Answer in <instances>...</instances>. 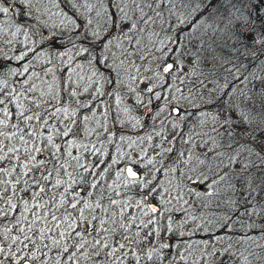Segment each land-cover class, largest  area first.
Listing matches in <instances>:
<instances>
[{
	"label": "trees",
	"instance_id": "1",
	"mask_svg": "<svg viewBox=\"0 0 264 264\" xmlns=\"http://www.w3.org/2000/svg\"><path fill=\"white\" fill-rule=\"evenodd\" d=\"M14 1L11 3L15 7L19 2ZM53 1L56 5L62 4V9L78 7L75 0ZM110 1L114 0H107ZM173 2L152 0L144 20L153 23V30L147 32L150 36H157L156 43L159 41V44L154 45L162 48L165 61H173L175 67L189 58L201 63V66L192 67L196 68L194 73H187L191 76L183 74L186 79L177 81L178 87H183L184 96L192 94L186 86L196 81L190 80L192 76L198 80L202 78V83L208 84L228 80L234 73L237 75V93L244 89L240 85L242 81H249L250 85L255 83L257 90L264 91V0H180V10L185 15L176 25L171 24L174 16L168 11ZM21 13L11 22L15 29L20 28L28 36L32 35L37 50L35 56L31 54L27 58H23L27 49L20 48L19 44H11L0 52V264H21L23 260L38 264H264V210L261 213L255 211V203L264 201L259 194L264 192V148L260 147L264 139L258 131L262 126L257 123L258 120L264 123L262 93L256 94V91L245 88L241 95H237V120L230 123L233 132L227 133V128L220 124L216 131L214 128L210 130L214 138L209 132L207 138L194 144L198 146L210 140L212 144H219L217 151L220 152L224 147H230L232 152L237 145V159L233 160L231 171L224 170L228 176L219 180L223 186L221 190L237 196V209L220 202L198 210L191 200L185 199L181 210L174 211L171 216L165 213L160 218L158 213L151 214L150 209L147 215L143 211L147 202H153L161 209V197L156 194L161 191L160 181L154 182L157 184L153 187L155 190L151 189L155 191L153 198L151 191L140 187L145 177L141 170H138V180H128L123 167L133 161L127 156L113 164L112 159L110 162L104 160L97 151L85 154L84 163L73 164L69 157L72 147L64 144L70 143V137L79 138L78 133L73 129V121L64 123L61 120L63 113H54L60 109V103L64 108H73L65 106L68 98L57 96L51 99L48 96L44 100L37 89L26 98L25 89L23 92L18 89L25 85L21 80L29 77V73L21 75V83H18L16 74L20 75L19 69L46 59L45 54L55 51V47L50 49L51 44L59 36L58 31H45L33 17L24 11ZM159 39L172 40V43L167 48ZM143 47L155 50L147 43ZM94 48H97L98 59L102 49L99 46ZM149 51L143 48V53ZM38 52L39 59H35ZM47 66L55 70L53 62ZM104 77L108 82L114 79L110 73ZM55 80L59 81V75ZM196 82L194 88L199 86ZM197 92L200 99L197 107L190 101L194 112L195 108L207 105L217 116L225 112L224 94L222 100L209 102L203 93ZM228 93H234V87ZM169 94L175 93L170 91ZM69 100L73 101V98ZM75 119L77 123L82 122L77 116ZM184 125L186 130H205L204 125L195 121ZM156 127L152 125L147 131H155ZM173 131L163 135L169 138L168 144L178 138ZM184 132V129L180 130V135ZM183 150L186 153L187 148ZM180 161L177 157L166 164V170L173 173L168 184H174L179 194H186V184L179 186V178L175 175L179 172L177 162ZM200 166L205 173V168L202 164ZM85 171L93 175L87 178ZM112 175L131 184L127 185L128 198L127 195L120 200L105 197L104 189L107 188L104 186L113 180L108 177ZM198 175L201 173H193L191 179L196 180ZM90 179L93 187L89 185ZM201 180L203 184L210 183ZM253 197L260 200L254 203ZM202 211L211 217L212 224L208 227L215 226L214 235H206L204 231L208 227L205 228L199 216H194H201ZM173 216L181 220L185 218V221L174 226ZM187 227L201 233L190 234ZM200 237L205 238L206 246L196 242ZM213 244L215 250L210 248ZM139 247L148 254L143 261L135 260L134 251Z\"/></svg>",
	"mask_w": 264,
	"mask_h": 264
},
{
	"label": "rangeland",
	"instance_id": "2",
	"mask_svg": "<svg viewBox=\"0 0 264 264\" xmlns=\"http://www.w3.org/2000/svg\"><path fill=\"white\" fill-rule=\"evenodd\" d=\"M13 1L0 0V52L11 44H19L20 48L27 49L23 58H27L31 54L34 55L36 52L37 49L31 40L32 35L28 36L20 28L15 29L11 22L12 18L17 19L22 15L21 11L33 17L45 31H58L59 33L60 37L58 36L57 40H51L53 45L51 44L50 49L55 47V51H51L50 54L48 52L44 55L47 57L46 59L35 61L30 67L23 65L19 69L20 75L17 76V73L16 78L19 81L22 79L21 75L29 73L27 80H21L25 85L18 88L22 92V89H25L24 97L26 98H30L36 89L39 90L40 96L44 100L48 96L51 99L57 96L68 98L65 100V106L73 108H64L60 103L58 105L60 109H56L54 113L56 115L63 113L61 120L64 123L73 121V129H76L75 131L78 133L79 138L76 139L72 135L73 137L69 138L70 143L64 144L68 148L72 147L74 153L68 155L73 164L84 163L87 154L97 151L104 160L110 162L112 159L113 164L118 159H125L126 156L127 159L133 160L138 168L136 169L141 170L145 176L140 187L151 191L150 195L153 198L155 191H152L156 189L153 187L157 185L154 182L160 181L161 183V191H156V194L161 197V209L157 208L153 211L147 205L150 202H147L146 209L148 210L143 209L144 214L147 215L158 213L162 218L165 213H168L171 216L174 211L181 210L185 199L191 200L192 205L198 210L206 209L214 200L213 198H221L228 204H237V200H235L237 196L221 190L223 186L219 182L222 178L221 171L223 169L231 171V164L233 160L237 159V145L236 148H233L232 153L227 155L222 148L221 152L217 151L220 148L219 144H212L210 140H205L198 146L194 144L207 138L210 130L214 128L216 131L218 126H221L220 124L227 128V133H232L230 123L237 120V95H241L247 88L256 91V94L262 93L263 96L264 91L258 89V92L255 83L250 85L249 81H242L240 85L244 89L241 88V91L237 93V75L234 73L233 77L228 80L211 81L208 84L202 83V78L198 80L199 78L192 76L193 79L190 80L196 79L199 86L194 88L197 82L194 81V84L190 82L186 86L192 94L184 96L181 92L183 87L179 88L177 81H184L186 78L183 74L194 73L196 68L192 69V67L201 66V63L195 60L192 62V59L189 58L185 62L177 63L176 67L174 64L168 76L162 75L161 66L166 62L164 54L161 47L156 48L154 45L159 44V41L156 43L157 36H150L147 32L153 30V23L149 19L144 20L147 16L146 12L151 9L152 0H141L142 3L140 0L131 2L129 0H114L112 2L75 0L78 2V7H68V9H62V4L56 5L53 0H15L14 2H19L21 7L18 4H15V7L12 6L11 2ZM106 3H109V6ZM180 7V0H174L168 7V11L174 16L172 25L181 22L185 15V12H181ZM91 34H93L92 37ZM159 40L162 41L160 44L167 48L172 43V40L168 41V39ZM145 43L155 47V50L143 47ZM96 46L102 49L98 59L97 48H94ZM143 48L145 51L150 50L151 52L143 53ZM39 56L38 52L35 59ZM50 62H53L55 70L47 66ZM15 69L17 71L16 65ZM106 73L114 76L113 81H107L104 77ZM57 75H59L58 82L55 80ZM186 76L191 75L187 74ZM178 77L180 78L177 79ZM233 87L234 93L229 94L228 90ZM161 88H164V91L160 92ZM197 90L203 93L209 102L214 99L222 100L224 94L227 107L225 112L217 116L208 109L209 105L195 108L197 110L194 112L193 106L197 107L200 103ZM170 91L175 94H169ZM193 91L197 93L195 94ZM64 92L65 94H63ZM196 96L197 98H195ZM71 97L73 101L69 100ZM190 101L194 102L193 106ZM201 101L204 105L205 100ZM171 103L173 104L171 105ZM173 107L178 109L177 115L172 114ZM188 111H191V114H188ZM75 116L81 118L82 122L77 123L76 119L74 121ZM156 118L158 119L156 120ZM193 121L204 125L205 130H186L184 124L191 125ZM257 123L262 126L258 131L260 137L264 139V123L260 120ZM152 125H157L156 132L153 129L147 131ZM183 129L185 132L182 136L184 135L183 139L186 140V143L193 141L187 146L186 153L179 147V144H172V141L168 144L169 138L163 136L169 135L173 130L175 136L180 135V130ZM210 133V137L214 138L213 132ZM173 139L170 138V140ZM73 142L76 143L73 144ZM166 144L167 148H165ZM260 147L264 148V142H261ZM83 155L85 156L83 157ZM177 157L181 161L177 162L179 172L175 175L179 178V186L186 184V194H179L174 184H168L173 173L166 170V164L169 163V160H174ZM201 164L207 174L204 173ZM84 173L87 178L93 175L87 171ZM193 173H201V175H198L196 180H192ZM108 177L113 180L105 183L108 184V186H104L107 188L104 189L105 197L120 200V198L125 199L127 195L128 198L127 185L131 184L122 182L115 175ZM201 179L210 183L208 182L209 184L205 186ZM90 181L89 185L93 187V180L90 179ZM253 185L251 184V186ZM199 186H202L201 189H198ZM259 194L264 198L263 191H260ZM254 199V203L260 200L259 198ZM263 203L264 201L255 203V211L261 213L264 210ZM194 216H199L206 229L212 221L211 217L205 216L203 211L201 216ZM173 220L174 226H177L185 221V218L181 220L175 216ZM211 249L215 250L214 244L211 245Z\"/></svg>",
	"mask_w": 264,
	"mask_h": 264
},
{
	"label": "bare ground",
	"instance_id": "3",
	"mask_svg": "<svg viewBox=\"0 0 264 264\" xmlns=\"http://www.w3.org/2000/svg\"><path fill=\"white\" fill-rule=\"evenodd\" d=\"M64 9V8H63ZM65 9H67V8H65ZM114 77V76H113ZM83 133H85L84 131H83ZM184 136V135H183ZM183 136L182 135H178V138L177 139H175V141L174 142H172V144H179V147H181V149H185V148H187V146L189 145V144H192L193 143V141L191 142V141H189L188 143H186V140H184L183 139ZM184 141H185V144H184ZM224 149V151H225V153H227V154H231L232 152H231V148L229 147V148H227V147H224L223 148ZM42 157H43V155H41ZM133 161V160H132ZM263 162V161H262ZM261 162V163H262ZM259 163V162H258ZM127 166H131L132 167V170L135 172V173H137L138 174V177L137 178H135V179H129L127 176H126V173H125V168L127 167ZM137 168V166L133 163V162H129V163H127V164H125L124 165V167H123V173H124V176L128 179V180H138L139 178H140V173H139V171L136 169ZM221 174H222V177L223 178H225L226 176H228L225 172H224V169L221 171ZM83 178V177H82ZM229 180L230 181H232V179L229 177ZM208 185V184H207ZM205 186H206V184H205ZM201 187L202 186H199L198 187V189H201ZM80 190V188H78V191ZM214 200H215V202H214V200H212L211 201V203L209 204V205H216V204H218V203H220V202H222L221 204L222 205H225V206H229V207H233L234 209L236 208L237 209V207L233 204L232 205V203H229L228 204V202L226 201V200H223V199H221V198H213ZM151 203V202H150ZM150 203H148V206H149V208L151 209V210H153V211H155V210H157V208L159 209V207L157 206V205H155L154 203H152V204H150ZM235 206V207H234ZM216 209V208H215ZM174 217L175 216H173L172 218L174 219ZM210 224H212V223H210ZM187 229H188V231H189V233L190 234H193V233H195L196 232V230L194 229V228H192V227H187ZM216 228H215V226H213L212 227V225H211V227H208V229H207V231L205 230L204 231V233L206 234V235H214L215 233H216ZM197 234H199V233H201V232H196ZM251 238L252 239H254V235H251ZM198 241V243L199 244H205V246H206V240H205V238H203V237H200V238H198L197 240H196V242ZM175 243H178V242H175ZM211 248V247H210ZM134 254H135V257H137V258H135V260H141V261H143V260H145V259H147L148 258V254L146 253V252H144L143 250H142V248H136V250L134 251ZM202 255V254H201ZM204 257H206V256H204ZM207 257H210V256H207ZM211 263V262H210ZM211 264H213V263H211Z\"/></svg>",
	"mask_w": 264,
	"mask_h": 264
},
{
	"label": "water",
	"instance_id": "4",
	"mask_svg": "<svg viewBox=\"0 0 264 264\" xmlns=\"http://www.w3.org/2000/svg\"><path fill=\"white\" fill-rule=\"evenodd\" d=\"M173 68V63L172 62H167L166 64L163 65L162 67V73L164 75H168L169 72L172 70ZM171 112L172 114H175L177 115L178 114V109L176 107H173L171 109ZM125 173H126V176L129 178V179H135L138 177V174L135 173L133 170H132V167L131 166H127L125 168ZM22 264H35V263H32L30 261H24Z\"/></svg>",
	"mask_w": 264,
	"mask_h": 264
}]
</instances>
